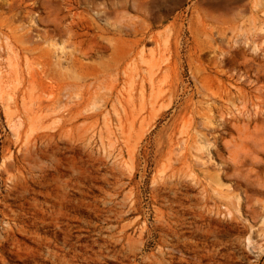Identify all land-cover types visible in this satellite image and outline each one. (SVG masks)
<instances>
[{
  "label": "rangeland",
  "instance_id": "1",
  "mask_svg": "<svg viewBox=\"0 0 264 264\" xmlns=\"http://www.w3.org/2000/svg\"><path fill=\"white\" fill-rule=\"evenodd\" d=\"M229 1L0 0V264H264V0Z\"/></svg>",
  "mask_w": 264,
  "mask_h": 264
},
{
  "label": "bare ground",
  "instance_id": "2",
  "mask_svg": "<svg viewBox=\"0 0 264 264\" xmlns=\"http://www.w3.org/2000/svg\"><path fill=\"white\" fill-rule=\"evenodd\" d=\"M230 1H231V4H233L234 6H235V5L238 6V5H240V4H241V6H243L242 3H243L244 0H230ZM230 1H229V2H230ZM229 2H226L224 5H227ZM243 8H244V7H243ZM242 10H243V9H241V11H242Z\"/></svg>",
  "mask_w": 264,
  "mask_h": 264
}]
</instances>
